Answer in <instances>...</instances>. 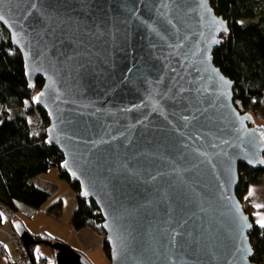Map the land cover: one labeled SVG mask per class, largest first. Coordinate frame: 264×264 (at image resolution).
<instances>
[{"label":"water","instance_id":"obj_1","mask_svg":"<svg viewBox=\"0 0 264 264\" xmlns=\"http://www.w3.org/2000/svg\"><path fill=\"white\" fill-rule=\"evenodd\" d=\"M46 143L97 206L111 264H254L239 166L264 169V126L214 66L228 33L209 0H0ZM54 264H91L66 244Z\"/></svg>","mask_w":264,"mask_h":264},{"label":"trees","instance_id":"obj_2","mask_svg":"<svg viewBox=\"0 0 264 264\" xmlns=\"http://www.w3.org/2000/svg\"><path fill=\"white\" fill-rule=\"evenodd\" d=\"M209 2L216 15L228 24V33L213 54L214 66L235 84L233 103L238 112L264 117V0ZM43 83L38 78L35 87H29L23 58L9 39L0 36V226L3 212L33 214L38 211L49 200V193L36 187L34 181L51 169H59L61 178L72 186L77 196L78 208L70 222L72 228L77 232L89 228L103 237V220L97 206L79 196V185L71 184L61 170L63 155L46 143L48 118L34 101ZM34 116L36 123L30 120ZM239 167L236 197L243 202L251 187L261 184L264 169ZM61 209L60 203L49 212L57 216ZM252 223L254 232L249 239L255 254L253 263L264 264V228ZM32 249L33 246L29 252L34 264H49L36 262ZM103 249L109 259L110 249L105 242ZM4 253L0 248V257Z\"/></svg>","mask_w":264,"mask_h":264},{"label":"rangeland","instance_id":"obj_3","mask_svg":"<svg viewBox=\"0 0 264 264\" xmlns=\"http://www.w3.org/2000/svg\"><path fill=\"white\" fill-rule=\"evenodd\" d=\"M0 27H2L0 25ZM0 36L4 39H9L8 33L4 27L0 28ZM254 115V113H253ZM253 124L251 127H261L264 126V117L252 116ZM31 122L36 123L37 117H31ZM55 169L49 170L46 175H42L41 178H46V183H40L38 180L36 182V187L47 191L49 193V200L42 205V209H39L33 214H28L27 212H22L19 215L24 222V226L27 231L33 237L41 238L46 241H55L59 243L66 244L70 249H73L85 257L91 264H111L110 259L107 258L104 253L102 245L97 242L83 240L84 246H89L90 249H86L81 246L82 240L80 235L87 234L88 232L82 231L79 235L75 229L72 228L71 216L77 207V196L74 192L72 186L62 178L57 173L54 172ZM54 174V175H52ZM55 185V186H52ZM242 208L256 225L260 228V221L264 219V178L260 185H255L251 187L248 194L243 198ZM61 203V212L59 215H54L49 213V209H52L56 204ZM24 211V210H23ZM15 224V223H14ZM96 233V232H95ZM104 240V236H99ZM32 252L34 253V258L36 262H48L49 264L54 263V251L44 244L33 246ZM19 254V253H18ZM15 254L12 255L14 259ZM7 261L10 258L8 254ZM29 261V257L27 256ZM4 263V262H2Z\"/></svg>","mask_w":264,"mask_h":264},{"label":"crops","instance_id":"obj_4","mask_svg":"<svg viewBox=\"0 0 264 264\" xmlns=\"http://www.w3.org/2000/svg\"><path fill=\"white\" fill-rule=\"evenodd\" d=\"M52 173H57L60 176V178H61L59 169H55V171L52 172ZM52 175H54V174H52ZM46 176L43 177V178H41L42 177V175H41L39 178H37V180L40 183H42V184L43 183H46L47 182L46 181V178H47ZM35 183L36 182H34V185H35ZM52 186H55V185H52ZM40 209H42V208H40ZM49 213L50 212L48 211V214ZM19 214L20 213L13 214V213H10V212H7V211L6 212H3V216H2V218H3V224H2V226H0V248H2L4 250V252L7 253V254L4 253L0 257V264H24L20 260V256L17 253V245L14 242V239H17V237L15 235V231L13 230L14 223H17V221L21 222L22 225H23V227H24V230L27 231L26 228H25V226H24L25 220H23ZM82 231H86L88 233L87 234L80 235ZM82 231H80V233H78L80 235V239L82 240V243H81V246L82 247L84 246L83 245V240L86 239V241H88V242L91 241L90 243H92L94 241L97 242L99 245H102V248H103L104 240H102L99 237V235L97 233H95L94 230H91L89 228H85V229H82ZM27 232H29V231H27ZM17 240H19V239H17ZM84 247L86 249H90L89 246L88 247L87 246H84ZM8 254L10 255V258L7 261ZM13 254H15L14 259L12 258V255ZM54 255H55V251H54ZM2 262H4V263H2ZM54 263H51V264H54Z\"/></svg>","mask_w":264,"mask_h":264},{"label":"built area","instance_id":"obj_5","mask_svg":"<svg viewBox=\"0 0 264 264\" xmlns=\"http://www.w3.org/2000/svg\"><path fill=\"white\" fill-rule=\"evenodd\" d=\"M14 242L17 245V253H19L21 262L24 264L28 263V260H27L28 255H27V252H25L22 243L19 242V240L17 239H14Z\"/></svg>","mask_w":264,"mask_h":264},{"label":"snow or ice","instance_id":"obj_6","mask_svg":"<svg viewBox=\"0 0 264 264\" xmlns=\"http://www.w3.org/2000/svg\"><path fill=\"white\" fill-rule=\"evenodd\" d=\"M260 225H261V227H264V219H262V220L260 221Z\"/></svg>","mask_w":264,"mask_h":264}]
</instances>
